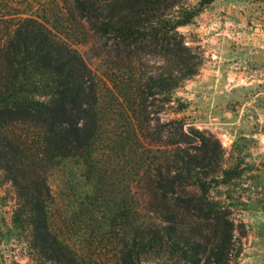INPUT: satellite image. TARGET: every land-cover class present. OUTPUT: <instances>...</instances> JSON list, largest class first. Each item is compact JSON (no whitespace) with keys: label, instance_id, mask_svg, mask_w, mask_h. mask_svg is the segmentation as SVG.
<instances>
[{"label":"trees","instance_id":"16d2710c","mask_svg":"<svg viewBox=\"0 0 264 264\" xmlns=\"http://www.w3.org/2000/svg\"><path fill=\"white\" fill-rule=\"evenodd\" d=\"M25 1L0 0V175L16 196L12 224L29 230L36 256L55 264H230L235 227L209 191L231 185L243 170L222 169L213 135L191 129L190 137L178 120L171 125L180 140L170 150L137 148L145 136L138 115L123 136L108 134L92 72L57 26L26 14ZM66 2L110 41L112 83L139 115L149 97L170 96L196 75L201 60L178 30L213 0ZM144 54L161 60L157 73L137 74L134 63ZM102 147L107 160L128 159L124 180L112 184L114 198L98 162ZM51 179L72 190L74 208H97L75 236L52 218L59 204Z\"/></svg>","mask_w":264,"mask_h":264},{"label":"rangeland","instance_id":"374dc122","mask_svg":"<svg viewBox=\"0 0 264 264\" xmlns=\"http://www.w3.org/2000/svg\"><path fill=\"white\" fill-rule=\"evenodd\" d=\"M66 1L26 0L24 6L26 14L57 26L56 31L85 61L98 85L105 131L123 136L131 119L140 116L142 126L148 125L146 131L142 127L145 136L140 132L136 145L140 151L172 149L180 140V132L171 125L176 120L190 137L191 129L212 134L219 144L218 165L243 170L242 177L231 185L209 191L210 199L220 200L230 212L235 227L230 264H264V0H213L192 24L179 28L185 45L200 58L201 65L196 75L183 81L170 96L149 97L142 115L112 83L115 72L109 57L110 41L95 36ZM189 2L195 5L198 0ZM8 3L17 6L16 0L3 2ZM134 64L137 74L148 75L157 73L162 62L144 54ZM102 148L98 162L106 171L110 197L114 198L117 187L112 184L118 186L124 180L128 159L121 153L124 158L107 160L106 147ZM49 183L59 204L52 218L62 234L75 236L90 224L97 208L94 202L74 208L77 199L72 190L65 193L68 186L64 184L63 191L59 190V180ZM15 203L14 190L9 183H2L0 175V264H55L36 256L27 228L18 230L12 224Z\"/></svg>","mask_w":264,"mask_h":264}]
</instances>
